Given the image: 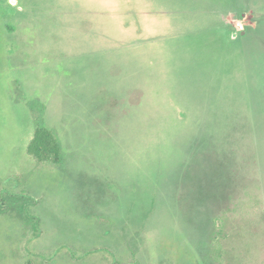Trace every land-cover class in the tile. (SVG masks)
Instances as JSON below:
<instances>
[{
	"label": "rangeland",
	"instance_id": "rangeland-1",
	"mask_svg": "<svg viewBox=\"0 0 264 264\" xmlns=\"http://www.w3.org/2000/svg\"><path fill=\"white\" fill-rule=\"evenodd\" d=\"M1 198L0 264H264V0H0Z\"/></svg>",
	"mask_w": 264,
	"mask_h": 264
},
{
	"label": "trees",
	"instance_id": "trees-1",
	"mask_svg": "<svg viewBox=\"0 0 264 264\" xmlns=\"http://www.w3.org/2000/svg\"><path fill=\"white\" fill-rule=\"evenodd\" d=\"M28 152L39 161L60 163L63 159L62 147L54 132L43 124L37 126L28 146ZM10 203L1 198L0 213L5 212Z\"/></svg>",
	"mask_w": 264,
	"mask_h": 264
}]
</instances>
